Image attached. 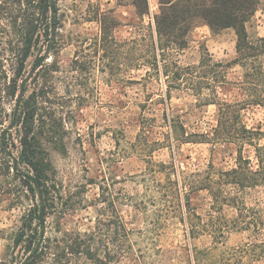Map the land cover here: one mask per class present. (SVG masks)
Instances as JSON below:
<instances>
[{
    "label": "rangeland",
    "instance_id": "374dc122",
    "mask_svg": "<svg viewBox=\"0 0 264 264\" xmlns=\"http://www.w3.org/2000/svg\"><path fill=\"white\" fill-rule=\"evenodd\" d=\"M130 1L57 0L60 24L47 61H56L59 71L54 75L53 103L49 105L64 120V129L61 140L55 139L57 147L50 157L62 183L58 188L72 196L65 214L48 222L68 232L90 233L100 228L99 255L104 264L233 262L234 251L250 242L249 231L230 229L223 223L224 218L230 224L237 222L238 211L231 205L223 206V214L211 210L210 196L200 191L190 197L194 211L186 213L181 181L191 172L234 167L235 147L174 139L171 125L175 124L180 132L179 124L187 133H211L217 107L204 105L191 81L169 90V79L150 64L148 18L141 23ZM16 12V5L0 7V48ZM104 13L109 18L115 16L120 25L112 33L113 40L103 46L99 18ZM247 31L251 37L264 35V0ZM203 35L190 33L184 49H168V60L181 67L196 66L201 57H207L206 50L215 62L234 60L236 36L232 29ZM51 42L45 39L43 54ZM33 59L26 63L27 72ZM169 70L174 67L170 65ZM226 71L231 82L240 80L243 72L234 63ZM31 79L25 95L35 86ZM210 93L205 88L202 94ZM219 96L235 98L231 87L219 88ZM242 113L248 127H264V106H251ZM244 154L253 158V149L246 147ZM242 201L245 208L263 207L264 189L245 190ZM22 213L23 208L11 206L8 197L0 199L1 228L10 230ZM119 222L128 232L120 257L116 255L120 237L115 233ZM109 256H114L110 262ZM69 264L94 263L81 257Z\"/></svg>",
    "mask_w": 264,
    "mask_h": 264
},
{
    "label": "trees",
    "instance_id": "16d2710c",
    "mask_svg": "<svg viewBox=\"0 0 264 264\" xmlns=\"http://www.w3.org/2000/svg\"><path fill=\"white\" fill-rule=\"evenodd\" d=\"M129 4L141 23L148 18L150 64L169 79V90L191 81L203 104L217 107L211 133H187L179 124L180 132L175 124L171 125L174 139L235 147L234 167L186 174L185 181H181L185 212L194 211L190 197L200 191L208 193L210 209L219 214H223V206L235 207L239 214L235 217L237 222L230 224L222 215L223 223L230 229L249 231L250 242L238 247L234 251L235 260H226V264H264V206L245 208L242 201L245 190L256 186L264 189V142H261L264 127L260 124L248 127L242 113L251 106H264V35L251 37L247 31L261 0H158V11L152 17L149 0H131ZM15 5L17 14L11 19L12 28L4 33L6 39L0 48V199L8 197L10 205L22 207L23 213L10 230L0 227V264H69L81 257L104 264L99 255L100 228L90 233L68 232L59 224L52 227L48 222L65 214L72 196L58 188L62 183L50 157V151L57 147L53 143L56 138L61 140L60 132L64 129V120L49 105L53 103L50 94L55 89L53 79L59 66L56 61H47L50 53H42L45 39H51L52 29L60 24L57 0H0V7ZM106 15L99 18L103 46L113 40L112 33L120 25L115 16ZM201 24L213 33L234 31L236 57L232 62H215L207 50V57H201L196 66L181 67L168 60V49L177 52L184 49L191 30ZM35 50L37 54L33 55ZM33 56L34 73L30 79L35 86L25 95L26 82L19 99L21 81L30 71H26V63ZM136 61L139 67L141 64ZM233 63L243 71L236 82L226 78V69ZM170 65L173 71L169 70ZM191 76L197 80L193 81ZM227 87L232 88L235 98L219 96V88ZM205 88L211 91L207 96L202 94ZM246 147L253 149V158L244 154ZM190 226L192 230L196 228L193 222ZM115 233L120 237L116 251L120 257L128 240L122 222L117 224ZM113 258L109 256L108 261Z\"/></svg>",
    "mask_w": 264,
    "mask_h": 264
},
{
    "label": "crops",
    "instance_id": "0c3cea01",
    "mask_svg": "<svg viewBox=\"0 0 264 264\" xmlns=\"http://www.w3.org/2000/svg\"><path fill=\"white\" fill-rule=\"evenodd\" d=\"M149 6H150L151 17H152V15L158 11V8H159L158 0H149ZM225 30H222V31H225ZM190 33H192L194 36L196 35L199 36V34L202 33L204 34L203 36L205 37L210 36L211 34H214V35L218 34V33H213L211 29L205 24H201V25L194 27Z\"/></svg>",
    "mask_w": 264,
    "mask_h": 264
},
{
    "label": "water",
    "instance_id": "95a60500",
    "mask_svg": "<svg viewBox=\"0 0 264 264\" xmlns=\"http://www.w3.org/2000/svg\"><path fill=\"white\" fill-rule=\"evenodd\" d=\"M51 40L52 42L46 47V50H45V54H49V51H50V48L52 46V44L54 43L55 41V29L53 28L52 31H51ZM34 73V68H31L28 75L21 81V84H20V88H19V93H18V98L21 99L23 97V94H24V88H25V84L27 81L30 80L31 76L33 75Z\"/></svg>",
    "mask_w": 264,
    "mask_h": 264
}]
</instances>
